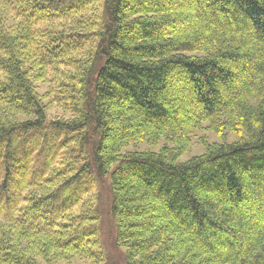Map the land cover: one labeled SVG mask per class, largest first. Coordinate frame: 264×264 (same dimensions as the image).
<instances>
[{
	"label": "trees",
	"instance_id": "1",
	"mask_svg": "<svg viewBox=\"0 0 264 264\" xmlns=\"http://www.w3.org/2000/svg\"><path fill=\"white\" fill-rule=\"evenodd\" d=\"M101 192L124 264H264V0H0V264H107Z\"/></svg>",
	"mask_w": 264,
	"mask_h": 264
},
{
	"label": "rangeland",
	"instance_id": "2",
	"mask_svg": "<svg viewBox=\"0 0 264 264\" xmlns=\"http://www.w3.org/2000/svg\"><path fill=\"white\" fill-rule=\"evenodd\" d=\"M56 111L57 110L52 109V111L50 112V115L53 116V114H55ZM202 138H205V140L209 143L220 142V139L215 134H213L212 132L208 130L197 132L195 136L192 137L191 144L187 152H185L179 158L180 162H185L191 157L201 155L203 153L204 146L200 142V139ZM225 140L227 143H231L235 141V137L233 135L228 134ZM159 147L160 145L156 147H148L144 143V144H139L135 146H129L126 148V150L144 151L146 149H149L152 151H157ZM106 199H107L106 194L104 192L103 193L101 192L100 202L103 205V208H102V215L100 218V234H99L100 242L102 244V248L105 253V256L107 257V260H106L107 264H124L123 250L118 248L113 242L114 228H113V222L107 213Z\"/></svg>",
	"mask_w": 264,
	"mask_h": 264
}]
</instances>
